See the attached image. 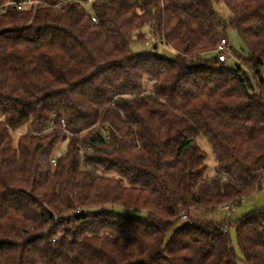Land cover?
Segmentation results:
<instances>
[{
  "label": "trees",
  "instance_id": "1",
  "mask_svg": "<svg viewBox=\"0 0 264 264\" xmlns=\"http://www.w3.org/2000/svg\"><path fill=\"white\" fill-rule=\"evenodd\" d=\"M263 184L264 0H0V264H264Z\"/></svg>",
  "mask_w": 264,
  "mask_h": 264
},
{
  "label": "rangeland",
  "instance_id": "2",
  "mask_svg": "<svg viewBox=\"0 0 264 264\" xmlns=\"http://www.w3.org/2000/svg\"><path fill=\"white\" fill-rule=\"evenodd\" d=\"M216 9L226 18L230 17L231 12L228 10L226 4L224 2H220L216 4ZM149 31L148 28H146V32ZM228 39L230 42V47H233L237 51H243L247 50V47L241 37L239 36L238 32L235 30H230L228 32ZM133 50L135 52L139 51H145V50H156L159 54L172 59L176 57L177 53L175 49H173L171 46L158 41V40H149L146 43L142 44H134ZM236 63V59L232 56L231 57V64ZM147 90H151V83H148ZM25 132V129L23 130ZM20 134H16L15 138L17 139ZM198 144L200 147L207 153V164H208V170L207 175L208 176H214L216 174V168H217V160L215 158V154L212 150V147L208 141V139L204 136H200L198 138ZM111 177H115L116 174L108 173L106 174ZM264 207V184L262 189L257 192L256 194L247 197L244 199L243 203L240 206L233 207L231 211H214V212H199L198 216L205 220H213V221H224L226 219H237L242 217L244 214L248 213L249 211H252L254 209L263 208ZM175 228H172L170 230V235L173 233ZM232 239L234 241V245L238 249V252H241L239 248L237 247V235L234 228L231 230ZM241 254V253H240Z\"/></svg>",
  "mask_w": 264,
  "mask_h": 264
},
{
  "label": "built area",
  "instance_id": "3",
  "mask_svg": "<svg viewBox=\"0 0 264 264\" xmlns=\"http://www.w3.org/2000/svg\"><path fill=\"white\" fill-rule=\"evenodd\" d=\"M8 4H12L14 6H18L19 9H22V8L30 5L31 2L28 1V2H23V3H20V4H17V3H14V2H9ZM94 20H96V18H94ZM218 49L221 52L220 57H219L220 61L228 62L231 59V57L229 56V52H228L229 51V42H228V40L226 38H223L221 40ZM225 51H227L228 53L225 52ZM63 127H65L64 122H63ZM226 209H229V207H227Z\"/></svg>",
  "mask_w": 264,
  "mask_h": 264
}]
</instances>
